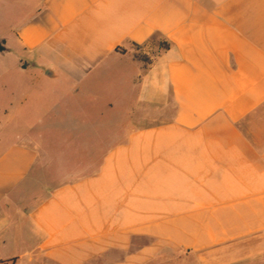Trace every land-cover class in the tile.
I'll use <instances>...</instances> for the list:
<instances>
[{
  "label": "crops",
  "instance_id": "1",
  "mask_svg": "<svg viewBox=\"0 0 264 264\" xmlns=\"http://www.w3.org/2000/svg\"><path fill=\"white\" fill-rule=\"evenodd\" d=\"M0 40L34 106L114 128L47 154L2 112L1 264H264V0H41Z\"/></svg>",
  "mask_w": 264,
  "mask_h": 264
},
{
  "label": "rangeland",
  "instance_id": "2",
  "mask_svg": "<svg viewBox=\"0 0 264 264\" xmlns=\"http://www.w3.org/2000/svg\"><path fill=\"white\" fill-rule=\"evenodd\" d=\"M24 1H27L28 3L26 2L25 4ZM40 1L41 0H0V38L6 41L8 37L10 38L14 36L18 29L19 21L34 8H37ZM153 44L154 43L151 42V45ZM158 44L162 46L161 42H158ZM4 45H6L5 42ZM7 52L0 54V91L3 86L8 89L9 93L6 92L8 95L6 97V102H8L10 106L8 108L0 105V116L2 112L6 113L8 110L13 115L16 113L18 122L15 116L10 125L11 140L17 138V132L23 133L31 138L37 136L39 137L38 140H40L43 150H45L47 154H49L51 150L54 151V154H60L67 150L64 138L68 134H80L83 132L87 133L99 130L110 132L114 129L111 126V122L108 120L106 124L92 121L82 122L81 116L83 113L88 115L92 114L94 108L89 106L79 105L67 108L64 105V100L60 101L62 104L53 108L34 106L36 101V97L34 96L49 86L41 81H35L30 77L19 80L17 73L19 72L18 68L23 66V58L19 57L18 50L16 48L12 47L11 52ZM142 52L143 49L139 48L137 57L148 61V56L144 55ZM151 53L153 54L155 51L150 52V54ZM108 94L110 96L109 100L112 101L114 90H110ZM25 96H27L26 99ZM45 99L46 98H43L42 100ZM20 103H22V106H18ZM112 109V107L110 108L106 106L105 108H100V111L105 110L106 115L109 116V120L113 121ZM67 111L70 116L74 118L72 122L67 123ZM43 175L48 179V171L43 172ZM20 263L53 264L49 261L36 258L32 260L22 258ZM12 264H17V261ZM154 264L206 263L200 261L199 258L193 254H185V256L179 257L173 254L165 253L160 256Z\"/></svg>",
  "mask_w": 264,
  "mask_h": 264
},
{
  "label": "water",
  "instance_id": "3",
  "mask_svg": "<svg viewBox=\"0 0 264 264\" xmlns=\"http://www.w3.org/2000/svg\"><path fill=\"white\" fill-rule=\"evenodd\" d=\"M7 51V48L5 47L4 43L0 41V54H3Z\"/></svg>",
  "mask_w": 264,
  "mask_h": 264
}]
</instances>
